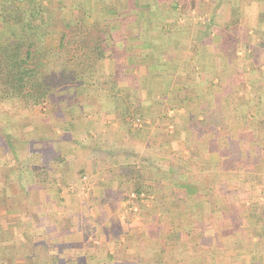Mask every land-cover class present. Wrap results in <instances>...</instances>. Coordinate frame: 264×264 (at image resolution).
Listing matches in <instances>:
<instances>
[{
    "label": "crops",
    "instance_id": "obj_1",
    "mask_svg": "<svg viewBox=\"0 0 264 264\" xmlns=\"http://www.w3.org/2000/svg\"><path fill=\"white\" fill-rule=\"evenodd\" d=\"M138 1H147V7L128 8L124 13L133 18L114 27L124 44L109 64L124 65L122 81L137 77L144 88L150 79L164 80L168 91L148 94L159 100L149 99L148 105L137 99L135 108L161 107L173 114V134L161 133L157 116L127 124L114 99L69 91L52 123L27 124V139L17 138L34 147L6 153L14 160L9 167L1 161L0 264H264V211L256 206H264V169L258 162L264 155V120L257 117L253 98L264 91V79L252 67L251 84L233 83L229 71L251 56L244 54L242 33L254 36L257 47L264 44V0ZM148 16L157 20L149 23ZM254 77H260L257 84ZM198 78L211 87H231L239 99L227 101L238 115L224 117L217 132L189 126L204 99L195 91L197 100L191 102V84L198 87ZM240 100L250 102L247 121ZM132 102L127 100L130 110ZM30 114L17 118L26 121ZM107 147L109 154L102 156ZM144 154L150 156L148 165ZM128 166L141 172L154 195L138 217L130 210L136 181L124 175ZM86 187L90 199L83 197Z\"/></svg>",
    "mask_w": 264,
    "mask_h": 264
},
{
    "label": "trees",
    "instance_id": "obj_2",
    "mask_svg": "<svg viewBox=\"0 0 264 264\" xmlns=\"http://www.w3.org/2000/svg\"><path fill=\"white\" fill-rule=\"evenodd\" d=\"M87 1L99 4L100 11L81 0H0V105L17 111L51 106V112L55 113L62 104V101L56 102L58 96L70 89H80L117 101L127 124L136 117H151L149 109L145 112L139 108L129 109V95H123L118 84L120 72L108 74L103 67L105 61L111 65L116 62L124 44L123 34L114 30L115 25H126L132 15L119 12L117 1ZM129 1L130 10L143 9L147 4V1ZM74 13L78 15L71 18ZM148 21L154 22L153 19ZM54 35L59 37V44L48 47L49 37ZM229 51L230 56L236 55L234 47ZM111 70L115 69L111 67ZM191 87L197 88L195 84ZM203 97L208 101L201 103L202 111L218 103L216 96ZM259 99L262 103L261 96ZM243 103L241 118L247 121L249 107L246 106L250 102ZM261 103H257L258 106ZM219 109L211 116L202 113L198 129L217 132L218 127L225 124ZM260 118L263 120V116ZM258 162L264 169V155ZM125 169L127 171L122 172L126 178L136 181L134 192L138 195L148 192L141 172L135 166ZM256 206L260 210L264 208Z\"/></svg>",
    "mask_w": 264,
    "mask_h": 264
},
{
    "label": "rangeland",
    "instance_id": "obj_3",
    "mask_svg": "<svg viewBox=\"0 0 264 264\" xmlns=\"http://www.w3.org/2000/svg\"><path fill=\"white\" fill-rule=\"evenodd\" d=\"M80 1V0H79ZM81 1H86L88 2L87 0H81ZM110 1H117V8L119 10V12H125L129 6H130V1L129 0H110ZM90 3L91 5H93V7L96 9H98V11H100L101 9V6L97 3H92V2H88ZM201 4V3H200ZM72 13V12H71ZM77 13V12H76ZM71 14L70 17L71 18H75L76 15L78 14ZM153 20H157V19H153ZM237 25V23H235ZM234 23L231 24V26L235 25ZM247 34V37L245 36L244 33H242L241 35V38L243 41H245V43L247 44V49H244L243 50H246L244 52V54H249L252 56L248 57L249 59L247 61H243L241 62V64H238L237 65V68L235 66H233V68H230L229 71H230V78L231 80L234 81L237 79H241V83H246L247 84H251L253 81H250V77H248V72H247V69L249 68H258L259 69V73H261V77L264 79V70H261V67H264V44H262V47H257V42L255 40V37L252 36L251 34L249 35L248 33ZM50 40H48V47L49 46H57L59 44V37L54 35V36H50L49 37ZM248 40V41H247ZM252 58V59H251ZM110 62L109 61H105L103 62V67L106 71V73L110 74L111 72H120L118 73V84L120 86V88L122 89V94L123 95H129V100L132 98L133 100V104H131V108L132 106H134L133 108L136 107V105L138 104L137 102V99H139V102L140 100L142 101H146L148 102V105H149V99H153V100H159V97L158 95L155 96L153 98L149 97V92H154V91H168L167 90V84H165L164 80H159V81H152V79H150L149 81V84H148V87L147 88H144V84L141 83V80L140 78L138 79L137 77H128L126 76V79L127 81H122L123 77L125 76L123 74V70L125 69L124 68V65L122 66H119V69L115 68V70H111V66L109 64ZM255 65L257 67H255ZM238 69V70H237ZM237 70V71H236ZM155 72L157 74H166L167 70L165 71H161L160 69H157L155 70ZM154 72V74H155ZM238 72V73H237ZM141 74H139L138 77H140ZM199 79V78H198ZM254 82L259 80L258 77H254ZM255 84H257L255 82ZM197 85L198 87L195 89H193V91L191 92V102L193 100H197V97L195 96V91H197L198 95L201 97H198V99H202L204 98L203 96L205 97H208V96H217V95H222V97H218V103L215 106H210L209 108H206L204 109V111L201 110V105L203 104L202 101L205 103V101H208L207 99H202L201 102L199 103V107H197L194 111V115H192V117H190L191 121H190V128H193V125H200L198 124L199 121H202L203 120V116H202V113H206L208 115H212L214 113V111H216V109L220 108L219 110H221V114L223 116V118H227L228 121H230L231 119V114L232 115H237L238 114H235V113H231L229 111L230 109V105L227 104V101L230 103V104H238L239 103V99L236 98V93L234 91H232V88L229 87V86H226V85H216L214 87H211V85L209 84V82L206 84L204 82L201 81V79H199V81L197 82ZM174 88H172V90L170 91H175L176 90V86H173ZM254 90V89H253ZM69 91H74L73 89H70L68 90L67 92H65L64 94L58 96L56 98V102H60V101H63L64 99H66V95L68 94ZM126 91H130L131 93L129 92H126ZM209 91L211 93H209ZM255 91V90H254ZM233 92V93H231ZM237 92V91H236ZM246 91H244V94H245ZM256 93V94H255ZM254 93V102L257 101V103H261L259 100V97L261 96L262 97V103H261V106H259V111H260V114L257 115V117H260V116H263V120H264V91H260V92H255ZM102 97H105V95H103ZM101 97V98H102ZM224 98H227L225 101H224ZM238 99V100H237ZM164 100L165 102H169L171 103L172 107H175L177 106V103H173V99L172 98H167V97H164ZM242 101L240 100V103ZM188 103H190L188 101ZM202 103V104H201ZM212 103V102H211ZM252 104H254L252 102ZM51 106H44L42 108H35V109H30V110H26V111H17V110H11L9 109L8 107H4L2 105H0V165H1V161L3 162H7V167L11 166L14 162V160L12 158H10L11 156L9 155H6V153L10 154L11 151H14V152H26L30 149H32L34 147L33 144H30L27 143V144H24V145H21V143L19 141H17V138L18 137H22L27 139V136H23V135H26V130L27 128H33L37 125H39L40 123L42 122H45V123H52L54 121V118H53V114H55L54 112H51ZM139 109L142 110V107H141V104H140V107H138ZM211 108V109H210ZM58 109V108H57ZM60 109V108H59ZM155 109V108H154ZM153 108H151V110H149L151 112V116H157L158 119H160L161 121L158 120V124L156 125V127L161 131L162 134H164L166 137H169L170 135L173 134V131H174V128H173V124L171 123V113L167 114L165 110H163V108L160 107V109H158L157 111L154 110ZM27 111H31V114L30 116H32V118H30L29 120H26L24 121L23 119H19L17 118L18 115H23L25 114ZM210 111V112H209ZM254 112V110H253ZM263 114V115H262ZM140 117H136V122L140 123V121H138ZM23 120V121H22ZM134 120V121H135ZM148 120V119H147ZM259 120V119H257ZM185 122V121H184ZM230 123V122H229ZM28 124V126L30 127H26ZM191 130H194V129H191ZM16 143V145L14 146V144ZM104 152L102 153V156H105V155H108V147L107 148H104L103 149ZM112 153H115V152H112ZM6 155V156H4ZM145 156L147 154H144ZM131 158L133 160H136L138 157L136 155H134V152H132L131 154ZM147 158V165L149 164V159H150V156H146ZM13 160V161H12ZM160 166V163L157 164L156 167ZM5 167V168H7ZM0 169H3L2 166L0 167ZM5 170V169H4ZM84 179V178H83ZM260 184H264V177H260ZM75 185L72 184L71 186ZM73 188V187H71ZM87 189L88 187H86V192H84V195L81 193V195H83L84 198H88L90 199L91 196H92V193H87ZM15 193L17 194V196L20 198V195L22 194V191L21 190H16ZM70 195H72L73 197H76V198H80L81 196H79V193H70L68 192ZM135 192H132L129 196L130 198V210L131 212L136 216H140V213L142 212L143 210V207L147 204V203H151L152 201V196L154 195H149V192H142L145 194V198H138V199H132L131 198V195L134 194ZM141 193V194H142ZM57 197H61L59 195H57ZM54 198L55 200L57 199ZM149 197H151L149 199ZM264 199V197H263ZM132 205V206H131ZM261 207V205H259ZM142 207V208H141ZM135 208L137 209V211H135ZM26 209V208H25ZM147 210V209H145ZM260 210V208H259ZM4 211L2 208H0V212ZM261 212L264 211V208L260 210ZM32 214H34L33 212V209L31 211ZM132 214V215H133ZM141 219V217H140ZM87 227L89 226L88 224H86ZM85 229V228H84Z\"/></svg>",
    "mask_w": 264,
    "mask_h": 264
},
{
    "label": "built area",
    "instance_id": "obj_4",
    "mask_svg": "<svg viewBox=\"0 0 264 264\" xmlns=\"http://www.w3.org/2000/svg\"><path fill=\"white\" fill-rule=\"evenodd\" d=\"M131 198L132 199H138V198H143L144 199L145 198V194L142 193V194L138 195V194L134 193V194L131 195ZM135 211H137L136 208H135Z\"/></svg>",
    "mask_w": 264,
    "mask_h": 264
}]
</instances>
